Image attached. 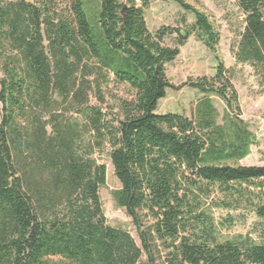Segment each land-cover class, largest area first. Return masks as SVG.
<instances>
[{
    "label": "trees",
    "instance_id": "16d2710c",
    "mask_svg": "<svg viewBox=\"0 0 264 264\" xmlns=\"http://www.w3.org/2000/svg\"><path fill=\"white\" fill-rule=\"evenodd\" d=\"M97 1L62 13L58 0H0V264H264V166L237 164L255 142L245 123L231 117L226 134L208 97L195 120L155 114L185 86L238 110L217 56L212 78L174 88L166 76L192 35L216 55L214 25L184 0ZM157 1L191 12L188 30L149 32L144 9ZM233 1L244 16L233 57L264 86V0ZM112 83L131 92L116 112L103 108ZM103 158L140 246L107 224ZM215 188L216 208L254 215L256 239L222 237L207 213Z\"/></svg>",
    "mask_w": 264,
    "mask_h": 264
},
{
    "label": "rangeland",
    "instance_id": "374dc122",
    "mask_svg": "<svg viewBox=\"0 0 264 264\" xmlns=\"http://www.w3.org/2000/svg\"><path fill=\"white\" fill-rule=\"evenodd\" d=\"M68 0H58V10L67 12ZM97 0H84L86 9L90 13L97 8ZM185 4L204 13L219 33V43L216 55L210 52L195 36H190L183 46L179 47V55L166 65V76L169 83L175 88L189 80L196 78H212L215 74L217 60L221 61L226 69L225 75L235 88L238 96V110L232 113L225 104L215 96H204L197 91L185 86L181 89H167L166 97L159 101L156 115L181 114L195 120L197 107L205 97L210 98L214 108V122L229 132L231 117L238 116L245 123L247 130L254 136L255 142L249 148V154L237 164L240 166H264V86L260 77L246 64L235 62L232 47L236 44L244 28V16L239 11L233 0H184ZM140 6V5H139ZM144 17L149 32H155L161 27L173 28L184 32L194 21L191 12L183 10L171 1L152 2L144 9ZM177 34L166 37L163 45L173 48L176 46ZM217 56V60L215 58ZM131 92L126 85L110 84L103 108L112 107L117 111L118 100H129ZM109 106V107H108ZM102 163L106 168L105 184L99 189V197L104 216L110 227L127 231L140 246L136 230L126 212L119 208L114 200V192L120 185L114 175L113 168L108 159L103 158ZM227 164L235 165L228 161ZM215 188L206 204L209 213L225 239H238L248 237L256 239L257 220L252 213L242 209L227 211L216 208L213 200L221 198ZM214 206V207H212ZM231 218V221H228ZM232 223L231 225H229ZM157 259L156 264H163V254ZM145 260V259H144Z\"/></svg>",
    "mask_w": 264,
    "mask_h": 264
}]
</instances>
